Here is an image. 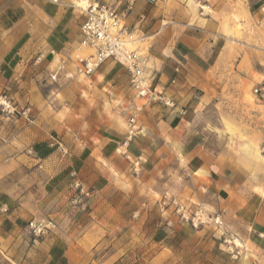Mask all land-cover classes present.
Returning a JSON list of instances; mask_svg holds the SVG:
<instances>
[{"label": "crops", "instance_id": "1", "mask_svg": "<svg viewBox=\"0 0 264 264\" xmlns=\"http://www.w3.org/2000/svg\"><path fill=\"white\" fill-rule=\"evenodd\" d=\"M104 1L87 0L88 5ZM213 1L212 9L219 13L221 0ZM164 4L165 0H136L126 20L142 36L133 44L147 43L145 71L174 105H144L136 118L139 131L127 139L128 126L118 114L126 98L134 104L127 69L110 58L89 76L75 73L86 7L75 0H0V94L12 95L19 103L28 96L38 125L40 114L47 109L46 97L55 95L60 105L57 111L66 117L55 126L69 129L66 153L42 151L35 158L14 150L0 155V240L25 231L27 222L50 201L35 197L33 189L24 190L22 184L40 160L46 163L47 180L54 179L56 171L77 172L82 187L102 190L114 183V175L127 176L133 159L147 172L171 157L181 163L178 170L184 178L177 201L189 211L201 206L209 215H218L222 224L194 228L179 220L173 206L164 207L161 199L153 202L160 221L142 264H264L263 167L253 173L242 160L215 153L199 142L191 126L200 104L210 101L230 77L229 64L234 59V71L244 79H250L252 72L264 75V50L241 41L244 48L232 57L229 42L234 39L223 32L215 16L197 7L193 11L188 0L174 1L169 14ZM247 12L254 26L264 30V2L248 6ZM92 119L97 123L82 138V128ZM164 132L178 151H170L171 142H166ZM0 137L4 138L1 133ZM260 155L247 156L264 166ZM52 193L48 191L49 196ZM223 233L248 241L252 250L231 256L222 248ZM42 240L49 256L57 252L62 258L55 261L50 256L48 264H99L97 260L89 263L86 248L76 251L51 232Z\"/></svg>", "mask_w": 264, "mask_h": 264}, {"label": "rangeland", "instance_id": "2", "mask_svg": "<svg viewBox=\"0 0 264 264\" xmlns=\"http://www.w3.org/2000/svg\"><path fill=\"white\" fill-rule=\"evenodd\" d=\"M174 1L177 2L165 0L164 9L168 14L175 6ZM213 2L188 0V6L193 11L197 7L204 14H211L220 20L223 32L234 39L229 42L232 57H238L240 50L244 48L239 44L241 41L250 45L256 44L264 50V30L254 26L247 12L248 6L253 8L264 0H221L219 13H214ZM102 3L114 9L121 20L134 31V36L141 39L137 29H133L126 20L128 11L132 10L136 0H106ZM244 33H247L246 37ZM146 46L147 43L132 44L133 48L140 50L142 56L146 52ZM88 52L90 50L85 51ZM234 61L235 59L229 64L230 77L225 79L220 91L210 101L200 104L191 126L202 145L220 155L225 154L236 162L242 160L254 173L262 167L264 170V166L257 159L248 158L242 143L252 142L257 147V154L260 153L264 158L261 151L264 140V100L252 93V88L264 81V75L252 72L250 79H244L235 73ZM54 96L51 94L46 97L47 109L40 114L38 125L36 117L32 115L28 96H24L22 103H19L12 95L0 94V102L5 103L0 104V133L4 136L0 137V155H8L14 150L35 158L42 151L66 153L64 140L68 137L69 129L55 126L56 122L63 124L66 117L57 111L60 105ZM132 96L134 104L130 103V98H126L122 109L118 111L120 120L126 126L134 107L141 110L146 105L144 100L135 97L133 90ZM13 106L16 110L11 112ZM26 108L27 116L21 113ZM53 114L56 117L53 120L48 119ZM95 123L97 122L92 119L82 128V138L93 130ZM164 137L170 144L171 140L165 132ZM39 140H42V144L38 143ZM168 147L172 152L178 151L173 141ZM122 151L124 147L119 149V152ZM42 162L40 160L36 163L37 170H33L32 174L28 172L30 178L22 184L24 190L33 189L35 197L50 200L44 210L31 219H51L56 226L35 238L28 229L30 219L25 231L14 232L0 240V264H48L51 262L50 256L55 261H62L57 252L49 256L47 246L41 244L43 236L50 232L57 239L60 237L69 243L76 251L86 248L89 263L97 260L99 264H142L145 250L152 246L153 230L160 221L159 211L155 210L153 202L162 200L166 192L170 196H177L178 190L184 184V178L178 170L181 163L171 157L147 172L141 168L139 160L133 159L130 173L127 176L114 175V183L102 190L93 186L82 187L77 179V172L68 175L64 170L56 171L54 179L47 180L50 175L43 171L46 163ZM47 181L52 184H47ZM102 182L109 183L105 179ZM48 191H52L53 195L49 196ZM50 241L48 240L47 245ZM55 241L56 238L53 239ZM241 243L244 250H252L253 246L248 241L243 243L241 240ZM222 248L226 250L224 244Z\"/></svg>", "mask_w": 264, "mask_h": 264}, {"label": "built area", "instance_id": "3", "mask_svg": "<svg viewBox=\"0 0 264 264\" xmlns=\"http://www.w3.org/2000/svg\"><path fill=\"white\" fill-rule=\"evenodd\" d=\"M84 11L86 17L80 28L82 37L79 45L80 51L75 55V73L89 76L100 64L111 58L127 69L130 86L136 98L144 100L146 104L161 102L166 106H173V100L154 83L152 77L145 71L142 54L137 49L131 48L130 43L136 38L134 31L121 20L115 10L104 3L92 2L84 8ZM83 48L89 49L90 52L83 53L81 51ZM252 93L255 97L264 100V81L255 85ZM0 104L5 105L4 102ZM15 110L16 107L13 106L10 111ZM139 111L138 107H134L128 118L127 139L139 131V126L136 124ZM21 113L27 116L28 108L22 110ZM261 151L264 153V140L261 143ZM161 203L164 207L173 206V211L179 220L190 223L194 228L208 223L217 226L222 224L218 215H209L201 206L189 211L167 192L163 195ZM55 226L53 220L45 218L31 219L28 222L29 232L35 238ZM222 236V243L231 256L236 257L244 251V248L237 243L241 242V239L236 234L225 236L223 233Z\"/></svg>", "mask_w": 264, "mask_h": 264}, {"label": "bare ground", "instance_id": "4", "mask_svg": "<svg viewBox=\"0 0 264 264\" xmlns=\"http://www.w3.org/2000/svg\"><path fill=\"white\" fill-rule=\"evenodd\" d=\"M75 2L77 3L78 6L80 7H87L88 6V2L87 0H75ZM134 40L130 43L131 45V48L132 47V44H133ZM83 49H86V48H83ZM133 49H137V48H133ZM89 50V49H87ZM138 50V49H137ZM140 52V50H138ZM142 54V53H141ZM242 148L243 150L245 151V154L246 155H252L253 153H258L257 152V147L250 141H245L242 143ZM260 154V153H259ZM261 156V155H260ZM259 156V157H260ZM261 158V157H260ZM263 158V157H262ZM264 160V159H263ZM240 246H242L244 248V246L242 245L241 242H237Z\"/></svg>", "mask_w": 264, "mask_h": 264}]
</instances>
